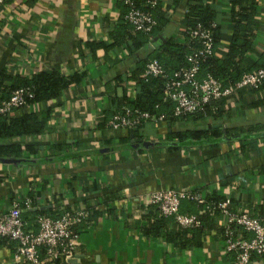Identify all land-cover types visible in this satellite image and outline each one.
Here are the masks:
<instances>
[{
	"label": "crops",
	"instance_id": "crops-1",
	"mask_svg": "<svg viewBox=\"0 0 264 264\" xmlns=\"http://www.w3.org/2000/svg\"><path fill=\"white\" fill-rule=\"evenodd\" d=\"M204 1L213 6L216 23L225 35L215 52L223 59L232 34L231 0ZM159 2L167 21L140 49L112 45L109 34L121 12L114 0H7L0 7V73L8 70L31 75L43 69L64 76L85 73L81 83L62 93L58 104L52 103L46 131L36 138L17 141L35 143V154L23 150L18 158L0 159V214L23 199L30 200L24 211L49 209L58 199L74 211L89 206L101 211L78 233L82 253L58 264H230L216 229L202 236L200 246L182 249L164 238L142 235V209L148 206L149 195L161 189H198L205 195L229 193L235 203L256 215L259 207L264 209V176L257 172L264 167L261 133L256 149L241 155L240 143L222 136L208 138L204 145L168 148L166 133L194 128L191 121L148 125L142 130V144L133 147L117 143L116 139L127 135L116 130L106 134L113 139L110 146H102L106 136L99 122L111 107V97L125 93L134 98L136 86L128 78L145 63L143 73L150 55L169 37L174 48L186 43L188 0ZM252 11L251 48L235 58L242 70L251 67L253 61L259 65L264 61V0H253ZM92 43L101 45L93 48ZM231 96L223 97H230L233 104L227 115L211 116L200 125L211 124L222 130L264 125V88L255 94H240V101H236L238 95ZM254 99L258 101L253 103ZM44 106L40 104L37 109ZM55 144L71 145L74 153L80 152V158L49 157ZM227 177L232 184L224 189L220 183ZM178 228L174 220L169 221L168 230ZM253 260L254 264H264L261 258ZM14 263L13 249L1 244L0 264Z\"/></svg>",
	"mask_w": 264,
	"mask_h": 264
},
{
	"label": "trees",
	"instance_id": "trees-1",
	"mask_svg": "<svg viewBox=\"0 0 264 264\" xmlns=\"http://www.w3.org/2000/svg\"><path fill=\"white\" fill-rule=\"evenodd\" d=\"M115 6L120 9V17L117 25L110 31L109 37L112 39V45L125 44L132 49L144 48L154 33L160 32L166 23L164 14L159 10L160 2L158 0L156 5H151V0H130V3H124V0H114ZM186 13L184 15V23L186 26V43L178 45L174 48L175 43L169 37L166 44L158 47L152 53L149 59L157 60L165 69V74L157 77L148 76L143 71L142 63L132 75L128 78L135 83L136 93L133 99H130L125 93L121 97H111V107L106 110L104 117L99 122L100 129L105 133L102 138V146L108 147L112 143V138L106 135L109 132L116 131L109 122L111 118L117 113L125 114L132 120L133 125L129 129L127 137L116 139L117 143H124L128 147L140 145L143 142L142 130L148 125L156 126L151 119H143L140 117L141 113H148L151 116H161L166 120L167 124L173 126L175 123L191 121L194 123V128H183L178 131H170L166 133V141L168 148H179L190 143L204 145L207 144L208 138H216L222 136L229 141L237 140L239 145L240 155L245 151L253 152L256 149L257 139L259 134L264 136V125L255 124L247 128H226L224 130L211 126L200 125L202 120H209L228 114L233 106L230 97L212 99L202 105L193 113H182L178 116L174 114V103L165 99L163 89L165 84L170 80L172 74L188 66V56L193 49H200V43L189 38L188 30L197 27H203L212 31L214 39V50L212 54L201 56V65L199 70V78H205L208 75L213 76L222 81L224 86L234 85L242 75L250 69L259 68L264 65L253 61V65L248 69H240L237 66L236 57L244 54V52L251 48L252 29L254 21L253 15V0H231L230 7V22L232 34L228 37L230 42L229 50L223 59L216 56V46L221 38L225 37L222 33L221 27L216 23V11L213 6L204 0H188ZM133 5L136 8L148 11L156 20V26L148 33L135 32L131 24L124 18L125 13ZM91 47L100 46L101 43L89 44ZM149 61V60H148ZM147 61V62H148ZM145 70V68H144ZM85 77V73H72L68 76L60 74L56 70L43 69L34 72L31 75H22L12 73L4 70L0 73V101L7 100L18 89L25 91L24 102L15 107L11 113L0 115V159L2 158H18L20 152L26 150L31 155L35 154L37 145L32 142L17 143L16 141H24L27 137L36 138L38 135L44 133L47 129V122L52 113V103L58 104L62 93L73 84L81 83ZM9 82V83H8ZM260 88H264V79L260 85L246 86L238 89L233 96L237 97L236 101H240V94L252 93L255 94ZM231 96L232 98H234ZM258 99H254L253 103ZM262 102V100H259ZM242 102V100H241ZM40 104L45 105L42 110H38ZM232 105V106H231ZM74 153L71 145L55 144L50 149L49 157H64L65 155L75 158H80V152ZM82 152V151H81ZM247 154V153H246ZM232 155H234L232 153ZM248 155V154H247ZM246 155V157H247ZM257 172L264 176V167L257 169ZM232 184L231 178L227 177L221 181V187L228 188ZM198 189H193L192 192H198ZM231 197L233 203L235 199L231 194L221 195L218 193H210L206 195L207 200L213 205H217L226 198ZM33 200V199H32ZM185 201V202H183ZM180 205V211L195 215L200 224L196 227L183 228L180 227L176 231L167 229V225L171 217H164L158 206L154 203L142 209V216L140 222V231L146 238L160 237L171 243L174 247L182 249L185 247H194L201 245L202 236L207 231L212 229L217 230V234L223 239L226 228L219 220L223 219L222 213L218 208L213 209V213L207 211L202 212V206L196 204L194 200L184 199ZM16 203L14 201L12 206ZM18 206L23 210L21 213V220L24 223V229L38 233L40 230V220L44 217H49L54 220L61 217L64 213H72L75 211L61 205L60 200H56L54 205L49 209H39L35 211H24L27 205L25 199L17 202ZM103 204L107 206L105 199ZM11 206V207H12ZM87 213L79 223L74 225L73 230L78 234L80 229L85 224L97 217L101 211L96 210L95 207L89 206L84 208ZM113 210H109L111 213ZM257 215L263 216L264 209L261 207L256 211ZM237 234L241 233V228L234 227ZM249 236V235H247ZM8 244L15 253L17 243L9 237L0 238L1 244ZM39 251L43 258H45V247L41 246ZM255 257V256H253ZM58 263L57 261H48L47 263Z\"/></svg>",
	"mask_w": 264,
	"mask_h": 264
},
{
	"label": "built area",
	"instance_id": "built-area-1",
	"mask_svg": "<svg viewBox=\"0 0 264 264\" xmlns=\"http://www.w3.org/2000/svg\"><path fill=\"white\" fill-rule=\"evenodd\" d=\"M7 0H0V7ZM158 0H151V5H156ZM130 3V0H124ZM84 8V7H83ZM124 18L132 25L135 32L148 33L156 26V20L148 11L136 8L133 5L125 13ZM189 38L200 43V49H193L188 56V66L175 71L163 89L164 98L174 103V114L193 113L202 105L212 99L231 96L238 89L260 85L264 79V65L250 69L234 85L224 86L222 81L208 75L199 78L201 56L209 55L214 50L212 31L203 27L188 30ZM145 74L148 76L164 75L165 69L155 59L149 60L145 65ZM25 91L18 89L7 100L0 101V115L11 113L15 107L24 102ZM143 119H151L155 125L167 124L161 116H151L141 113ZM115 130L128 134L133 122L125 114L117 112L109 122ZM17 142V141H16ZM184 199L194 200L202 206V212L213 213L218 208L223 215V225L226 228L223 236L224 252L230 255V264H254L253 256L264 260V215L259 216L233 203L231 197L226 198L217 205L210 203L206 195L201 192L176 191L174 189H161L149 195L150 203L158 206L164 217H171L180 227L191 228L199 226L198 218L189 213L180 211ZM17 202L6 212L0 214V238L9 237L17 245L14 253V264H45L46 260L69 262L77 258L81 252L82 242L73 227L79 223L87 213L84 209L75 210V213H64L54 220L44 217L40 220L38 233L26 231L21 220L22 209ZM25 204L30 206V200ZM234 227L241 228L237 234ZM249 235V236H247ZM45 247V258L39 248ZM57 263V264H58Z\"/></svg>",
	"mask_w": 264,
	"mask_h": 264
}]
</instances>
